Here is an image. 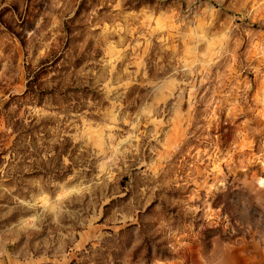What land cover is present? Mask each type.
I'll return each mask as SVG.
<instances>
[{"label": "rangeland", "instance_id": "374dc122", "mask_svg": "<svg viewBox=\"0 0 264 264\" xmlns=\"http://www.w3.org/2000/svg\"><path fill=\"white\" fill-rule=\"evenodd\" d=\"M0 264H264V0H0Z\"/></svg>", "mask_w": 264, "mask_h": 264}]
</instances>
